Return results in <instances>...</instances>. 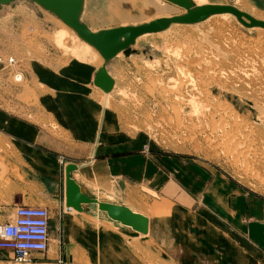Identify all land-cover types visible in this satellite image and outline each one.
Instances as JSON below:
<instances>
[{
	"label": "rangeland",
	"instance_id": "rangeland-1",
	"mask_svg": "<svg viewBox=\"0 0 264 264\" xmlns=\"http://www.w3.org/2000/svg\"><path fill=\"white\" fill-rule=\"evenodd\" d=\"M161 1L84 0L81 21L94 32L139 25L169 17L162 15ZM213 3L264 17V0ZM168 5L165 11L175 15L178 7ZM67 27L30 0L0 5V112L11 111L29 121L30 111L43 107L40 96L53 88L61 71L87 66L96 72L104 64L93 54L76 57L75 47L80 49L82 40ZM64 28L59 43L56 39ZM182 29L193 33L182 37L181 47H174L177 56L185 58L190 50L202 53L215 75L201 82L205 90L185 89L184 97H174L167 80L175 72L157 46ZM129 49L133 58L122 52L106 63L115 85L107 97L100 93V100L129 131V152L143 155L150 165L144 184L129 178L139 183L129 191L132 205L108 201L113 197L109 193L103 196L107 200L94 198L95 203L82 204L81 211L67 208L64 200V212L82 214L75 221L86 225V234L72 228L65 235L67 243H58L55 235L61 223L50 212L55 230L48 251L31 263H18L4 252L0 264H264V171L260 170L264 124L258 121L264 117V30L246 27L231 15L213 16L179 24L174 31L152 33ZM11 57L15 62L9 64ZM227 71L231 73L226 77ZM190 98L197 102L196 108ZM13 150L12 140L0 141L3 189L11 186V177L19 178L17 167L4 163L5 157L11 160ZM30 198L40 200L24 205L46 208L44 195ZM98 202L141 214L147 219V232H136L119 221L114 224ZM97 203V209L83 208ZM13 213L0 208V223L10 221Z\"/></svg>",
	"mask_w": 264,
	"mask_h": 264
},
{
	"label": "crops",
	"instance_id": "crops-1",
	"mask_svg": "<svg viewBox=\"0 0 264 264\" xmlns=\"http://www.w3.org/2000/svg\"><path fill=\"white\" fill-rule=\"evenodd\" d=\"M95 73L87 66L61 71L53 81V88L40 96L43 107L30 111L29 121L11 111L0 112V141L14 143L11 160L5 157L4 163L14 164L19 177H11V186L7 189L0 185L3 199L0 208L12 212L25 201L40 200L30 197L44 195L49 214L56 215L61 223L55 239L63 245L67 243L66 233L72 228L79 235L86 234L87 229L79 222L80 212L78 216L64 212L66 165H76L70 177L89 197L107 200L103 196L109 193L113 197L108 201L123 205L131 204L129 191L138 182L144 184L150 168L143 155L129 152V131L121 125L117 113L100 100V93L106 94L94 85ZM59 158L64 161L63 167ZM132 177L138 182L131 183ZM98 203L83 208L85 211L97 209ZM262 207L264 211V203ZM101 213L106 215L104 211ZM53 215L50 238L55 230ZM110 221L118 225L117 220ZM78 243L87 241L78 240ZM4 252L0 251V255ZM39 255L35 254L30 263Z\"/></svg>",
	"mask_w": 264,
	"mask_h": 264
},
{
	"label": "water",
	"instance_id": "water-1",
	"mask_svg": "<svg viewBox=\"0 0 264 264\" xmlns=\"http://www.w3.org/2000/svg\"><path fill=\"white\" fill-rule=\"evenodd\" d=\"M13 0H0V5H5ZM39 4L44 9L56 15L62 22L71 28L77 36L92 46L101 55L104 64L97 69L93 83L105 93H109L114 85V80L107 71L106 63L118 53L128 55L130 46L137 37L145 33H156L165 30L172 23L194 24L201 22L212 15L230 13L246 27L259 26L264 28V22L258 21L241 12L231 5L207 4L196 6L191 0H167L183 9L185 13L169 18H157L148 23L137 26H118L93 32L81 21L84 0H30ZM246 19L248 22H245ZM76 169L74 164L65 167V201L67 208L81 211V205L95 203L94 198L83 194L79 185L70 177ZM99 209L107 212L108 216L130 226L134 231L145 234L147 232V219L120 205L99 203Z\"/></svg>",
	"mask_w": 264,
	"mask_h": 264
},
{
	"label": "bare ground",
	"instance_id": "bare-ground-1",
	"mask_svg": "<svg viewBox=\"0 0 264 264\" xmlns=\"http://www.w3.org/2000/svg\"><path fill=\"white\" fill-rule=\"evenodd\" d=\"M164 1H166L167 3H165ZM164 1L160 2L161 6H163V10L161 11V13H163L162 14L163 16L173 17V16H178V15L184 14L186 12L185 9H183V8H181V7L176 5L178 8L174 12L175 15H171L170 16L169 15L170 12L165 11V9H167L165 6H170L168 4H173V3H171V2H169L167 0H164ZM191 1L196 6H202V5H207V4H216V3H213L214 0H191ZM83 4H84V2H83ZM173 5H175V4H173ZM233 7L237 8L241 12L245 13V11H243V9H241L240 7H237V6H233ZM82 12H83V10H82ZM81 15H82V13H81ZM229 15L233 16L234 18H236L234 15H232L230 13H222V14L212 15V16L208 17L207 20L209 18L213 17V16L226 17V16H229ZM259 16H260L261 19L260 18H256V17H252V16L251 17L254 18L255 20L264 22V17L261 16V15H259ZM169 17H159V18H169ZM155 19H157V18H155ZM152 20H154V19H152ZM152 20H149L148 22H150ZM244 20H245V22H248L246 19H244ZM148 22H145V23H148ZM179 24H181V23H172V24L169 25L168 28H166L162 32L174 31L176 28H178ZM135 26H137V25H135ZM65 27H67L66 24H65ZM252 28H254V29H263L264 30V28L259 27V26L251 27V29ZM64 29H65V31L63 30V31H61L59 33V36H58L59 39H56L57 41H59V43H62V41H61L62 39L61 38H62L63 34L67 31L66 28H64ZM89 29L92 31V29L90 27H89ZM220 31H221V28L217 27L216 30H215V33L218 34ZM191 33H193V31L192 30H188V29H182L181 31H176L172 35L167 36L157 46L158 47L157 49H159L162 52V54L166 57L167 61L168 60L170 61L169 63H166V64L168 66H170V68L173 69L174 72H175V73H173L174 74V78H170V79L167 80V84H168L167 86H169V88H171V90H173V94H171V95H173L174 97L182 96L183 95L182 92L186 91L185 89L189 90V89H195L196 88V89L205 90L206 88L201 82L205 81V80H207L209 78H212L215 75L213 70H210L207 67L208 61H206V58H205V56L202 53H199V55H197L196 51H194V50H190L189 51L188 50L189 52L188 51L187 52L189 54H187L185 58H180V57L177 56V54H176V52L174 50V47L177 46L179 43L182 45V43H183V38L182 37L185 36V35H190ZM151 34L152 33H145V34L137 37V39L135 41H137V40H139L141 38L144 39V38H146L147 36H149ZM77 37L78 36H76V38ZM180 44H179V46L181 47ZM76 51H77V53H76ZM78 53H80V54H78ZM75 54H76V57L78 56V57H80L82 59H84V58L86 59V56H89L90 54H93L96 58L101 57V55L97 52V50H95L92 46H90L88 43L84 42L83 40H82V45H81L80 49H78V47L77 48L75 47ZM121 54H122V52L118 53L117 56H120ZM175 54H176V56H174ZM190 55H193V56L197 55V57H194V59H191L192 57H188ZM132 56L134 57V54H131L129 57H132ZM102 60H103V58H102ZM150 68H151V66H150ZM192 71H195L196 74L192 73ZM230 73L231 72L227 71L225 73L226 77L229 76ZM194 77H196L197 80H195ZM15 79L16 80H20V77L19 76H15ZM114 85H115V81H114ZM114 85H113V87H114ZM165 91H166V89H165ZM183 97H184V95H183ZM189 102L194 106V108H196L195 107V104H197L196 101H193L190 98ZM178 107L181 110L180 112L183 113L184 110H183L182 105H178ZM182 117H183V115H182ZM258 121L260 123L264 124V117H259ZM262 148L264 149V146H262ZM260 170L264 171V161L262 162V165H260ZM6 222H8V221H6ZM55 246H56V244H55Z\"/></svg>",
	"mask_w": 264,
	"mask_h": 264
},
{
	"label": "built area",
	"instance_id": "built-area-1",
	"mask_svg": "<svg viewBox=\"0 0 264 264\" xmlns=\"http://www.w3.org/2000/svg\"><path fill=\"white\" fill-rule=\"evenodd\" d=\"M9 58L8 63H14ZM60 164H64L59 158ZM50 214L47 208L19 205L10 221L0 224V251L9 252L18 263H27L35 254H45L50 242Z\"/></svg>",
	"mask_w": 264,
	"mask_h": 264
}]
</instances>
